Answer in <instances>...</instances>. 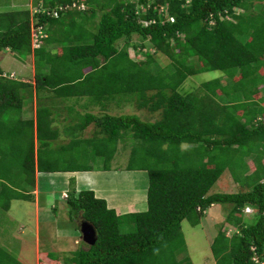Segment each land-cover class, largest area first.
Instances as JSON below:
<instances>
[{"label": "trees", "instance_id": "obj_1", "mask_svg": "<svg viewBox=\"0 0 264 264\" xmlns=\"http://www.w3.org/2000/svg\"><path fill=\"white\" fill-rule=\"evenodd\" d=\"M33 1L39 9L74 1L86 7L68 8L58 17L21 7L0 10V53L32 54L35 69L33 84L0 69V192L6 193V210L13 198L32 200L29 191L36 169L91 167L59 169L41 159L40 150L46 152L58 132L52 107L40 104L41 92L87 97L101 110L110 100L134 97L138 109L157 111L158 118L77 113L73 128L78 134L91 123L93 129L80 140L79 135L71 136L78 139L65 144H89L108 168L118 142H128L125 169L145 170L148 176L146 209L128 213L134 228L121 232L124 216L105 199L90 189L71 192L65 201L70 220L89 221L97 237L92 245L81 242L63 264H193L185 254L181 222L199 223L217 202L231 207L210 244L215 264L264 262V120L257 121L264 118V0ZM137 3L145 11L136 13ZM32 22L46 32L38 47H32ZM133 34L167 57L169 65L154 70L157 64L149 51L143 60L132 59L127 47ZM120 39L122 46L117 45ZM56 46L61 52L54 51ZM209 70L221 71L226 82L218 76L181 91L187 77ZM33 91L38 102L35 121L21 120ZM235 155L252 156L253 172L235 174ZM227 166L235 178L244 177V188L207 194ZM246 206L253 211V216L248 214L251 222ZM44 254L58 264L55 253ZM0 264L23 263L0 246Z\"/></svg>", "mask_w": 264, "mask_h": 264}, {"label": "rangeland", "instance_id": "obj_2", "mask_svg": "<svg viewBox=\"0 0 264 264\" xmlns=\"http://www.w3.org/2000/svg\"><path fill=\"white\" fill-rule=\"evenodd\" d=\"M34 5L35 4L33 0H0V10H9L14 7H21L28 8L30 12H34L35 7H37ZM98 17L99 12L95 14L94 19L97 20ZM123 42L124 40L120 39L117 42V45L122 46L124 44ZM41 43L42 41L40 42V44ZM142 44L144 46L140 47L139 45ZM129 45L130 46L127 47L129 55L136 61L143 60L145 57V52L149 51L153 55V59L157 64L153 65L154 70H158V67H167L170 63V60L167 57L161 54H156L152 50L153 48L150 46L147 40H144L140 35L133 34L132 39H130ZM134 45L136 46L134 47ZM57 51L61 52V49L58 47ZM33 68L34 65L32 54H29L26 57H21L13 52H10L9 50H4L2 51V53H0V69L7 73L9 77L19 78L21 80L23 79L24 81L27 79H32L34 71ZM223 75L224 74L218 70H209L191 75L187 77L183 82V88H181V91L185 92L188 90H192L196 86H199V84L203 81H207L218 76L220 77L221 82L224 83L226 82V79ZM41 94L50 95V92L43 91L41 92ZM258 97L259 94L257 93L253 96V99H257ZM71 98L74 97H57V104H60L64 99H68L69 101H71ZM71 106L72 104L69 105L67 110L71 111ZM84 109H86L85 111L90 110L89 112L97 115H101L105 111L111 114H135L141 119L147 121H154L159 116L157 111L150 112L145 108L138 109L136 107V101L134 97L128 100H125L124 98L110 100L109 102H107L105 110H101L98 104H89V106L84 107ZM68 114L70 116L72 115L71 113ZM83 117L84 116H82V118ZM80 119L81 118L79 117V121ZM261 120H264V118H257V121ZM92 129L93 126L91 123L89 126H87L86 130L83 131V133L90 134ZM65 133L67 135H69L70 133L72 137L74 135H79V140L81 137H83L82 134H78L76 128L72 127H70V131H65ZM58 134L59 132H57V135ZM72 139L78 138L75 137L71 138L70 140ZM47 151L49 153H47ZM47 151L45 152L42 149L40 150L39 153L42 154L41 159H44V162L48 163V165L50 164L51 166H57L59 169H67L74 166L79 167L84 165L97 166L99 163L103 162L102 157L96 155L92 147L87 143H83V141H81L77 145H72L70 147H67L66 144H52ZM129 151L130 144L128 142H126L125 144L123 142H118V149L115 153L116 156L114 158V164L118 165L119 167H114L115 169L111 168V170H107L106 172L101 169L89 171L83 174L85 175L87 181L93 182L94 184L97 183L98 187L101 186L102 183H105V187H108L107 191H109L110 193V197L108 196V198L110 199L113 197H117L120 200L121 204L124 206L123 210L119 214L124 216L123 218H121L122 221L119 224L121 232H129L134 228L132 218L127 214L135 211H141V209L144 207V204L146 206L145 202L148 176L145 171L146 179L135 177L133 174H131V172H129V170L124 169V166L130 160ZM135 159L137 164L139 162L140 156H137ZM245 159L248 161H245ZM245 159L244 157L243 159H241L240 155H235L234 161L236 162V165L234 166V169L237 170L235 174H239L240 176L245 172V170H247L246 173L248 174L253 172L251 163V160H253L252 156H248ZM262 161L264 162V158L262 159ZM243 162L245 163L243 164ZM246 162L248 164L247 169L245 167ZM0 172L4 173L1 169ZM133 173H135V171H133ZM43 175L44 177H46V174ZM60 177L64 179V188L68 193L76 191L77 183H79L78 190L83 188H91L89 184H84L85 181L84 179H82V174H78L77 176L74 175L71 178H64V176ZM243 179L244 177H241V179L235 178L232 174V171L230 172L229 166H227L222 174L218 177V179L214 182V184L210 187L207 194L216 192H237L240 189L244 188L243 186H241V183H243L244 181ZM42 186L48 188L49 190L51 188V191L53 192V201L47 202L45 196H43L42 200L40 198L41 203L39 210V248L36 244L34 235V204L31 201L13 198L10 201V208L8 209V211H5L7 200H4V196L6 193H4L3 195V193L0 192V195H3L0 196V246H4L10 254L16 256L25 264H36L35 262L37 259V254L39 252H48L49 247L52 246V242L55 245L52 247L58 246L60 248H64H57L59 249V251H57L59 254L63 253L65 255L68 254L69 256L73 249L76 248L73 240L71 239L70 242H67V244L65 245L63 243L62 245H60V242L58 240L62 236L68 238L72 236L77 238L81 237L79 229L78 227H76L77 221L70 220L67 212V206L66 204H64V201L60 196L62 190L58 187L55 189L53 185L47 186L45 184H41V187ZM41 191V193H43L45 189L41 188ZM103 191L105 190L103 189ZM110 207L115 208V206ZM230 207V203L217 202L208 208L205 216L201 218L199 223L193 225L187 219L182 220L181 231L186 243L185 254L190 257L193 264H215V259L212 255L210 244L212 238L214 237L213 235L216 232V226L223 223L225 215ZM252 212L249 210L245 214L250 222L252 221ZM248 214H251L252 216ZM232 231L234 230H231L230 232ZM236 232L238 231L236 230ZM64 259L65 258L63 255L61 261ZM48 262H50L49 264H54L53 261Z\"/></svg>", "mask_w": 264, "mask_h": 264}, {"label": "crops", "instance_id": "obj_3", "mask_svg": "<svg viewBox=\"0 0 264 264\" xmlns=\"http://www.w3.org/2000/svg\"><path fill=\"white\" fill-rule=\"evenodd\" d=\"M58 47L59 46H56L54 51H57ZM33 65H34V62H33ZM33 70H34L33 71V78L25 80V81H30L32 84L35 81V79H34L35 69L33 68ZM15 76H16V74H15ZM48 91H50V90H48ZM50 95H51V93H50ZM31 100L32 101H28L27 102V106H25V108H23L22 112L20 113L21 120L33 119V121H35L36 108H37V104H38L37 95L35 94V91H33V97L31 98ZM40 104H43V105L46 104V105H49L50 107H52V117L54 119L53 127L59 132V134L56 135V138L54 140L50 141V146H51L52 144H56V143H58V144L67 143L70 140L71 134L69 133V135H67L65 133V131H70V127L73 128V125H75V123L78 121V118L76 117V114L77 113H81L82 114L84 112H87V111H85L86 109H84V107L89 106V104L93 105V104H96V103L92 102L87 97H79V98H75L74 97V98H71V101H69L68 99L67 100L64 99L63 101H61L60 104H57V97H53V96L49 97L48 94H45V96L43 95L41 97ZM71 104H72V106H71L72 110L71 111L67 110V108ZM68 113H71L72 115L70 116ZM86 128L83 131H85ZM81 134H82L83 137H86V135H88V134L83 133V132ZM58 139H60V140H58ZM34 146H35V150H36V147H37L36 139L34 141ZM117 149H118V147H117ZM115 156L111 159L108 168H104L103 162H102V163H99L97 166L90 165L91 167H89L88 169H83V170H57V171H38L37 169L35 170L34 182H33L32 186H30V191H29L32 194V200H29V201H31L34 204V215H33V218H34V235H35V241H36V244L38 245V248L40 247V222H39L40 203H41V200H42L43 196H45V199L47 200V202L53 201V192L51 191V188L49 190L46 187H43V186L41 187V184L42 185L45 184L47 186L48 185H53L55 187V189L57 187L59 189H61L62 192H61L60 196L62 197V199L64 201V204H66V202H65L66 198L71 194V192L68 193L66 191V189L64 188V185H65V182H63L64 179L62 177H60V176H64V178H67V177L71 178L74 175L77 176L78 174H82V179H84V181H85L84 184H86V185L89 184V186L91 188H83V189H80V190H84V189L92 190L96 197L103 198V199L106 200V203H107L108 207L115 206L114 209H115L116 213L117 214L121 213V211L123 210L124 206L121 204L120 200L117 197H113V198H110V199L108 198V196L110 197V193H109V191H107L108 187L107 186L105 187L106 184L102 183L101 186L98 187L97 183L94 184L93 182L87 181L85 175H83L84 173L89 172V171L103 169V171L106 172L107 170H111V168L119 167L118 165L114 164ZM124 169H125V166H124ZM125 170H127V169H125ZM133 171H135V173H133ZM129 172H131V174H133L135 177H141L142 179L143 178L146 179L145 170H142V172H141V170H129ZM43 174H46L45 175L46 177H44ZM40 178H42V179H40ZM41 180H42V182H41ZM1 188H2V186L0 185V189ZM41 188L45 189V191L43 193H41L42 192ZM78 189H79V183L76 184V191H73L72 193L74 195H76L80 191ZM103 189L105 191H103ZM40 198H41V200H40ZM49 198H50V200H49ZM66 206H67V209H68V205L67 204H66ZM146 206L144 204L143 208L142 207H139V208H142L141 210H145ZM9 208H10V204H9ZM110 208H112V207H110ZM8 209L5 210V211H8ZM81 220H83V218L80 217V219L76 220V221H79L78 222V224H79ZM80 235H81V233H80ZM71 239L73 240V243L76 245V248L82 244L81 242H84L82 240V237L77 238V237H74V236L69 237V238L62 236L58 241L60 242V245H62V243L65 245V244H67V242H70ZM47 240H48V238H47ZM51 240H52V238H51ZM51 245L55 246L53 242L51 243ZM52 246L49 247L48 251L49 252L52 251L53 253H55L57 258H58L57 259L58 260V264H62L63 260L61 261V259H62L63 255H64V258H65L66 256H68V254L67 255H65L63 253L59 254L57 252V251H59V249H57V248H60V247H58V246L57 247H52ZM1 247L5 248L4 246H1ZM60 249H64V248H60ZM75 249H73V250H75ZM17 259L20 260L19 258H17ZM37 259H38V261H37ZM37 259H36V262H35L36 264H49L50 262H48V261H51L50 258L47 257L43 252H39L37 254ZM22 263L25 264L24 262H22Z\"/></svg>", "mask_w": 264, "mask_h": 264}, {"label": "built area", "instance_id": "obj_4", "mask_svg": "<svg viewBox=\"0 0 264 264\" xmlns=\"http://www.w3.org/2000/svg\"><path fill=\"white\" fill-rule=\"evenodd\" d=\"M136 6H137L136 7V13L143 12L146 9L144 7V5L139 4V3H137ZM71 7H76L77 9L83 10V9H85L86 5L84 3H82V2L78 3L76 1H74V2H72L71 5H58L57 7L52 8V9H39V7H35L34 12L42 11V12H46L50 16L58 17V16H60V13L62 14L63 11H65L66 9L71 8ZM165 10H167V7H165L164 10H162L163 13H164ZM162 11L160 10V13H162ZM167 20L172 22L173 21V17L169 16ZM143 23L147 24L148 21H143ZM44 36H46V32H45V29H44L43 25H41V24L40 25H35L34 22H32V24H31V42H32V47H38L40 42H41V38L44 37ZM249 210L251 211L252 209L249 206L248 207L246 206L245 207V211L247 212ZM259 264H264V262L261 261Z\"/></svg>", "mask_w": 264, "mask_h": 264}, {"label": "water", "instance_id": "obj_5", "mask_svg": "<svg viewBox=\"0 0 264 264\" xmlns=\"http://www.w3.org/2000/svg\"><path fill=\"white\" fill-rule=\"evenodd\" d=\"M79 231L81 233L82 240L89 244L92 245L95 243L96 237H97V232L92 223L89 221L83 219L79 223Z\"/></svg>", "mask_w": 264, "mask_h": 264}, {"label": "clouds", "instance_id": "obj_6", "mask_svg": "<svg viewBox=\"0 0 264 264\" xmlns=\"http://www.w3.org/2000/svg\"><path fill=\"white\" fill-rule=\"evenodd\" d=\"M248 207V206H247ZM244 210H245V208H244Z\"/></svg>", "mask_w": 264, "mask_h": 264}]
</instances>
